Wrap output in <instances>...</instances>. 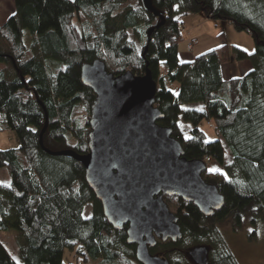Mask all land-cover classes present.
I'll use <instances>...</instances> for the list:
<instances>
[{
	"label": "trees",
	"instance_id": "obj_1",
	"mask_svg": "<svg viewBox=\"0 0 264 264\" xmlns=\"http://www.w3.org/2000/svg\"><path fill=\"white\" fill-rule=\"evenodd\" d=\"M13 1L0 25V132H12L17 145L0 148V169L9 176V185L0 182V232H13L19 261L0 242V264H62L65 248L87 264H141L125 227L114 229L105 219L82 164L49 152L87 153L89 123L82 114L89 115L94 93L80 69L96 59L114 75L150 76L163 115L158 123L172 130L187 159L206 163L202 178L224 197L219 210L204 215L191 202L164 196L182 236L149 252L183 264V249L204 245L208 264H238L219 225L264 221V0H152L160 25L140 0ZM196 12L246 33L253 50L224 40L180 61L176 16ZM239 61L249 63L244 75L235 70ZM224 66L234 69L224 70L225 77ZM203 122L211 123L214 138ZM209 160L222 171L211 172Z\"/></svg>",
	"mask_w": 264,
	"mask_h": 264
},
{
	"label": "water",
	"instance_id": "obj_2",
	"mask_svg": "<svg viewBox=\"0 0 264 264\" xmlns=\"http://www.w3.org/2000/svg\"><path fill=\"white\" fill-rule=\"evenodd\" d=\"M140 3L161 18L157 25L164 22L152 0ZM80 72L82 83L94 93L87 153L49 152L71 156L82 164L105 219L114 229L125 227L126 242L135 246L138 262L169 264L148 249L156 244L155 238L176 242L182 236L178 218L163 197H180L204 215L219 210L224 197L216 185L202 178L205 162L187 159L172 130L158 123L163 115L155 105L156 84L149 75L136 76L129 70L114 75L98 59L83 63ZM44 130L45 126L41 144ZM187 255L194 264H208L204 245L190 248Z\"/></svg>",
	"mask_w": 264,
	"mask_h": 264
},
{
	"label": "rangeland",
	"instance_id": "obj_3",
	"mask_svg": "<svg viewBox=\"0 0 264 264\" xmlns=\"http://www.w3.org/2000/svg\"><path fill=\"white\" fill-rule=\"evenodd\" d=\"M8 3L7 0H5ZM137 0H131L132 5L137 4ZM6 5L4 0H0V18L6 17ZM176 19L180 21L182 39L178 43V51H185L195 55L202 54L209 49H212L221 43L228 42L235 44L246 51L253 50V42L249 35L243 32H236L232 25L227 21H220L217 19L207 18L202 12L179 14ZM180 55V54H179ZM180 61L187 62L186 57H181ZM236 66L232 64V67ZM87 120L88 114H82ZM188 128L187 124L182 123ZM209 126V127H208ZM201 127L207 133L209 138L215 137V132L211 123L203 122ZM13 137V138H12ZM14 144V135L10 131L0 132V148L9 147ZM225 153V163L229 162L231 156L228 150ZM209 170L212 172L222 171L217 162L210 160L208 164ZM0 182L6 186L9 185V176L5 169H0ZM173 213V212H172ZM90 214V205H86L84 209V216L88 217ZM247 218H243L246 222ZM220 230L224 236V241L231 250L238 264H264V221L257 226H252L250 222H246L242 226L232 225V221L224 222L219 225ZM255 231L253 239L250 240L248 235ZM12 231L9 233L0 232V242L10 250L12 249L14 259L19 261L17 251L18 246L15 241ZM183 264H194L189 256L187 250L183 249ZM62 264H87L84 262L81 255L76 257V250L65 248L62 255Z\"/></svg>",
	"mask_w": 264,
	"mask_h": 264
},
{
	"label": "crops",
	"instance_id": "obj_4",
	"mask_svg": "<svg viewBox=\"0 0 264 264\" xmlns=\"http://www.w3.org/2000/svg\"><path fill=\"white\" fill-rule=\"evenodd\" d=\"M8 1V3H6L5 2V0H4V4L6 5V7H5V11L7 12L6 13V17L3 19H1L0 18V25H2L5 21H6V19L13 13V11H14V1L13 0H7ZM248 52H250V51H248ZM180 54V55H179ZM178 55H179V59L181 58V57H186V59L188 60L187 62H189V61H191L193 58H192V54L190 53H188V52H186V50L185 51H178ZM238 63V69L236 68L235 70H237V74H239V75H244L247 71H249L250 70V66H249V63H246V62H243V61H239V62H237ZM225 67V68H224ZM223 67V75H224V70H225V72L226 73H228V74H230L234 69H232L231 67H228V66H224ZM230 72V73H229ZM224 77H225V75H224ZM12 133V132H11ZM13 134V133H12ZM14 135V134H13ZM13 138V137H12ZM17 145V140H16V138H15V136H14V144H12L11 146L12 147H15ZM7 186V185H6Z\"/></svg>",
	"mask_w": 264,
	"mask_h": 264
},
{
	"label": "flooded vegetation",
	"instance_id": "obj_5",
	"mask_svg": "<svg viewBox=\"0 0 264 264\" xmlns=\"http://www.w3.org/2000/svg\"><path fill=\"white\" fill-rule=\"evenodd\" d=\"M155 239H156V244H157L158 242H161V243H162V242H167V241H168V240L162 241L161 238H155Z\"/></svg>",
	"mask_w": 264,
	"mask_h": 264
},
{
	"label": "snow or ice",
	"instance_id": "obj_6",
	"mask_svg": "<svg viewBox=\"0 0 264 264\" xmlns=\"http://www.w3.org/2000/svg\"><path fill=\"white\" fill-rule=\"evenodd\" d=\"M213 171H215V169H213Z\"/></svg>",
	"mask_w": 264,
	"mask_h": 264
}]
</instances>
